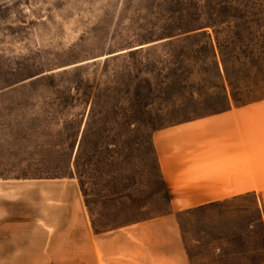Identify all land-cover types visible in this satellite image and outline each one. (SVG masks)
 <instances>
[{
	"label": "rangeland",
	"instance_id": "1",
	"mask_svg": "<svg viewBox=\"0 0 264 264\" xmlns=\"http://www.w3.org/2000/svg\"><path fill=\"white\" fill-rule=\"evenodd\" d=\"M262 96L264 0H0V192L67 181L95 230L168 210L153 129ZM178 221L190 264H264L252 196Z\"/></svg>",
	"mask_w": 264,
	"mask_h": 264
},
{
	"label": "crops",
	"instance_id": "2",
	"mask_svg": "<svg viewBox=\"0 0 264 264\" xmlns=\"http://www.w3.org/2000/svg\"><path fill=\"white\" fill-rule=\"evenodd\" d=\"M149 140L166 212L98 231L67 181L0 192V264H190L178 213L250 196L264 210V96L227 97L221 109L156 127Z\"/></svg>",
	"mask_w": 264,
	"mask_h": 264
},
{
	"label": "trees",
	"instance_id": "3",
	"mask_svg": "<svg viewBox=\"0 0 264 264\" xmlns=\"http://www.w3.org/2000/svg\"><path fill=\"white\" fill-rule=\"evenodd\" d=\"M82 193V192H81ZM82 195H83V193H82ZM84 204H85V200H84ZM86 205V204H85Z\"/></svg>",
	"mask_w": 264,
	"mask_h": 264
},
{
	"label": "bare ground",
	"instance_id": "4",
	"mask_svg": "<svg viewBox=\"0 0 264 264\" xmlns=\"http://www.w3.org/2000/svg\"><path fill=\"white\" fill-rule=\"evenodd\" d=\"M52 188V187H51ZM59 190V189H58ZM6 192V191H5Z\"/></svg>",
	"mask_w": 264,
	"mask_h": 264
}]
</instances>
